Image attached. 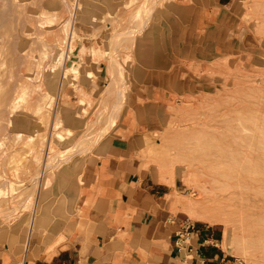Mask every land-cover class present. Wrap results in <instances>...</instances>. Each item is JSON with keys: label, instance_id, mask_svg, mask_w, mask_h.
<instances>
[{"label": "rangeland", "instance_id": "374dc122", "mask_svg": "<svg viewBox=\"0 0 264 264\" xmlns=\"http://www.w3.org/2000/svg\"><path fill=\"white\" fill-rule=\"evenodd\" d=\"M107 1L88 13L79 0H0V264L31 263L36 231L67 218L68 184L126 108L152 118L140 160L186 219L202 214L184 204L212 203L229 253L264 264V0L210 29L197 16L214 0ZM37 152L54 159L42 190Z\"/></svg>", "mask_w": 264, "mask_h": 264}, {"label": "crops", "instance_id": "0c3cea01", "mask_svg": "<svg viewBox=\"0 0 264 264\" xmlns=\"http://www.w3.org/2000/svg\"><path fill=\"white\" fill-rule=\"evenodd\" d=\"M245 1L214 0L208 11L199 10L197 26L208 14L203 29L213 28L237 14ZM84 61L102 78V62L93 55ZM127 110L102 150L94 148L87 177L80 183L78 174L68 184L67 218L56 217L49 228L36 231L28 264H224L233 257L216 224L186 219L170 187L150 176L139 155L152 118L145 114L142 120ZM188 227L186 244L180 234Z\"/></svg>", "mask_w": 264, "mask_h": 264}, {"label": "bare ground", "instance_id": "6f19581e", "mask_svg": "<svg viewBox=\"0 0 264 264\" xmlns=\"http://www.w3.org/2000/svg\"><path fill=\"white\" fill-rule=\"evenodd\" d=\"M130 2H132L133 0H129ZM128 1V2H129ZM128 2H126V3H124V5H126L127 6V4H128ZM116 3L117 4H120L121 3V0H116ZM108 5L110 8H111V10H113L114 8H113V5L112 4H109L108 3V1L107 0H79V8L83 11V12H91V13H95L97 10H101V9H104V7H105V5ZM130 4V3H129ZM25 94V93H24ZM122 94V93H121ZM21 94H20V96H18L17 98H21ZM120 96H122V95H120ZM124 96V95H123ZM19 98V99H20ZM18 99V100H19ZM120 99V98H119ZM122 99V98H121ZM21 100V99H20ZM82 102L83 103H86L87 102V100L85 99V98H82ZM18 103V102H17ZM15 104V103H14ZM14 104H12V105H14ZM11 105V106H12ZM18 105V104H17ZM1 106V105H0ZM15 106V105H14ZM8 107V106H7ZM13 107V106H12ZM16 107V106H15ZM40 107V106H39ZM43 107V106H42ZM11 108V107H10ZM38 108V107H37ZM45 108V107H44ZM15 110H16V108H14ZM13 109V110H14ZM10 110V109H9ZM42 111L43 109H41V108H39L38 109V111ZM70 109H69V106H62V107H60V109H59V114H61V116H63V119L62 120H60L64 125H66V126H64V128H67V125H68V122H69V113H68V111H69ZM37 111V112H38ZM38 114V113H37ZM13 116V115H12ZM15 117V116H14ZM16 120V119H15ZM11 121V120H10ZM6 122V121H5ZM58 121H57V119H56V122L54 123V129L57 127V123ZM63 130H65V129H63ZM2 131H4V130H2ZM68 133H69V131H67ZM42 136H43V138H45L46 139V132H45V130H44V132H43V134H42ZM56 136V140L57 141H60V140H63L61 137H63V135L61 134V133H55L54 134V137ZM92 138V137H91ZM56 140H54V141H56ZM53 143V142H52ZM32 149V148H31ZM53 149V147H52V144H51V146H50V150H52ZM6 152H7V150H6ZM16 153V152H15ZM19 156V155H18ZM40 156H41V153L40 152H37L36 153V159H37V161H38V159L40 158ZM54 160V159H53ZM52 159H48L46 162H43V161H38V163H39V165H40V174H39V177L36 179V183H37V185L39 186V189L40 190H42V189H45V188H47L48 187V185H49V183L50 182H48V177L49 176H47V174H48V172H50V170H52V163L54 162ZM53 161V162H52ZM41 163V164H40ZM52 172V171H51ZM65 195H63V196H61V197H64ZM64 203L65 201H64V199L62 198L61 199V203ZM60 203V204H61ZM207 202H204V205H202V206H194V205H190V204H184V208L185 209H189L190 210V212H194V213H196L197 215H200V214H202V216H199L198 218H201V220H203V221H207V223L208 222H211V223H213V221L211 220V219H209L208 217H209V215L207 214V212H210V213H214L215 211H214V209L212 208V203L209 201V203H211V204H206ZM58 209V208H57ZM41 211V210H40ZM209 213V214H210ZM36 221V220H35ZM33 222V221H32ZM37 222V221H36ZM46 222V220H45V215H43V217H41V219H40V221H39V226H42L44 223ZM34 226H36V225H34ZM31 235V234H30Z\"/></svg>", "mask_w": 264, "mask_h": 264}, {"label": "built area", "instance_id": "2783aa9c", "mask_svg": "<svg viewBox=\"0 0 264 264\" xmlns=\"http://www.w3.org/2000/svg\"><path fill=\"white\" fill-rule=\"evenodd\" d=\"M189 227L184 230L182 234H180V241L183 243H188V238H189ZM199 264H205L204 261H201ZM224 264H246L242 259L239 258H231L229 261H225Z\"/></svg>", "mask_w": 264, "mask_h": 264}]
</instances>
